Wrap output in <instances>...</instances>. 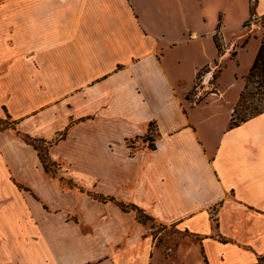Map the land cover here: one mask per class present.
Segmentation results:
<instances>
[{"label":"crops","instance_id":"obj_1","mask_svg":"<svg viewBox=\"0 0 264 264\" xmlns=\"http://www.w3.org/2000/svg\"><path fill=\"white\" fill-rule=\"evenodd\" d=\"M219 1L0 0V264H264V111L231 125L264 0Z\"/></svg>","mask_w":264,"mask_h":264},{"label":"rangeland","instance_id":"obj_2","mask_svg":"<svg viewBox=\"0 0 264 264\" xmlns=\"http://www.w3.org/2000/svg\"><path fill=\"white\" fill-rule=\"evenodd\" d=\"M251 5L254 7V4L256 2V0H250ZM220 5L224 6V8L227 9V11H229L231 14H233V18L235 20H238L242 17H244L245 15L248 14V9L245 5V0H230V3L228 2V4L223 3V0L219 1ZM254 11H252L253 13ZM254 20V16L253 14L250 17V21L249 24H251V22ZM260 27L262 29V32L264 33V18H261L258 20ZM263 37V35H262ZM246 64V61L244 63V65ZM207 69L204 68L202 71H200L197 75V78L195 80L194 83V87L192 88V91L190 92V98L192 100H197V99H202L204 97L203 94H201L199 97H195L194 95H196V93L198 92V88L199 86H203L206 82H204V84H202L203 81V77L202 74L206 71ZM216 72H213V78L216 77ZM257 86L253 83L249 84L248 87L245 88L244 90V95L243 98L241 100H239L236 110H237V114L238 117H242V116H247L251 113H256L257 111H260L263 109L264 107V100L261 97V95L259 93H257ZM198 94V93H197ZM4 120L6 122H10L11 119L6 117L4 118ZM37 150L39 151L40 156L44 155L48 162H49V167H50V175H53L55 177H57L58 179H60L62 182L68 184V185H72L75 188L80 189L81 191L85 192V190L83 188H81V184L77 181H75L71 176H66L64 173L66 172V168L67 166L65 165V161L62 160H52L49 156V145L46 142L43 141H36L35 142ZM92 187H95L96 184L94 185H90ZM85 188V187H84ZM89 195L91 198H95V196L97 195V191L96 188L89 190ZM99 200V199H97ZM147 226H151L154 228V234H155V238L158 239V245H163L167 242L168 240V236L169 235H173L176 231L173 229H166L165 226H163L162 224H160L158 221H156L155 219H147L144 222ZM175 236V235H173ZM172 241H177L176 238H173Z\"/></svg>","mask_w":264,"mask_h":264},{"label":"trees","instance_id":"obj_3","mask_svg":"<svg viewBox=\"0 0 264 264\" xmlns=\"http://www.w3.org/2000/svg\"><path fill=\"white\" fill-rule=\"evenodd\" d=\"M216 41V45L217 48L219 49V51L222 49V45L220 40L218 39V37L215 38ZM246 79V87H248L249 84L253 83L255 84L257 87V93H259L261 95V97L264 100V33H263V37H262V42H261V47L257 53L256 59L248 73V75L245 77ZM244 95V91L241 94V99L243 98ZM187 98H189V94L187 95ZM240 99V100H241ZM264 111V107L262 110L257 111L256 113H251L247 116H242V117H238L237 114V110L235 109V116L232 119V123L231 125H237L241 122L246 121L247 119L255 116L256 114H259L261 112ZM8 118H10L9 116H7ZM11 119V118H10ZM16 122L11 120L10 122H6L4 119H0V130L3 129H7V128H12L15 129L16 128ZM154 126L151 123L150 124V129H149V133L145 136L144 139L149 140V146L151 148H155V143L153 142L154 140ZM23 137L31 144H33L36 147V139L31 138L29 135H25L23 134ZM129 145H131V143H133L132 141L128 142ZM41 159L43 162V165L46 169L47 172L50 171V167H49V162L47 160V158L44 155H41ZM98 196H95L96 199L99 200H112L115 201L123 210H134L137 213V218L139 219V221L141 222H145V220L147 219H153L150 215H148L147 213H145V211L141 208H139L138 206L134 205V204H129V203H125L122 201H116L113 197H109V196H104L102 194L97 193Z\"/></svg>","mask_w":264,"mask_h":264},{"label":"built area","instance_id":"obj_4","mask_svg":"<svg viewBox=\"0 0 264 264\" xmlns=\"http://www.w3.org/2000/svg\"><path fill=\"white\" fill-rule=\"evenodd\" d=\"M203 79V81H202V84H204V82H206L205 81V78H202ZM212 80H213V75H211V77H210V79L207 81V83H210L209 85L211 86L212 85ZM200 87H202V86H199V88ZM198 88V89H199ZM211 89H213L212 87H211ZM198 93V94H197ZM196 93V95H194L195 97L197 96V97H199L200 96V92H199V90H198V92Z\"/></svg>","mask_w":264,"mask_h":264}]
</instances>
